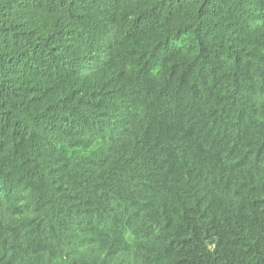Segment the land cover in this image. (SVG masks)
I'll use <instances>...</instances> for the list:
<instances>
[{
  "label": "trees",
  "instance_id": "obj_1",
  "mask_svg": "<svg viewBox=\"0 0 264 264\" xmlns=\"http://www.w3.org/2000/svg\"><path fill=\"white\" fill-rule=\"evenodd\" d=\"M0 230L14 264H264V0H0Z\"/></svg>",
  "mask_w": 264,
  "mask_h": 264
},
{
  "label": "clouds",
  "instance_id": "obj_2",
  "mask_svg": "<svg viewBox=\"0 0 264 264\" xmlns=\"http://www.w3.org/2000/svg\"><path fill=\"white\" fill-rule=\"evenodd\" d=\"M133 226L125 222V225L121 227L120 229L124 233H132L133 230L131 229ZM9 248H11V244L4 236L3 232L0 230V253L4 256V259L2 261V264H14V260L12 258V255L9 253Z\"/></svg>",
  "mask_w": 264,
  "mask_h": 264
},
{
  "label": "water",
  "instance_id": "obj_3",
  "mask_svg": "<svg viewBox=\"0 0 264 264\" xmlns=\"http://www.w3.org/2000/svg\"><path fill=\"white\" fill-rule=\"evenodd\" d=\"M70 240L72 241V237ZM67 249L71 250L72 252H77L79 250V248H77L75 245L68 246Z\"/></svg>",
  "mask_w": 264,
  "mask_h": 264
}]
</instances>
